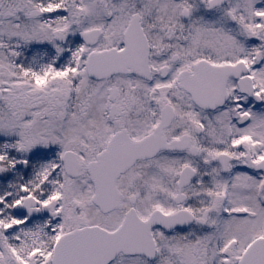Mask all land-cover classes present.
<instances>
[{
    "label": "snow or ice",
    "instance_id": "1",
    "mask_svg": "<svg viewBox=\"0 0 264 264\" xmlns=\"http://www.w3.org/2000/svg\"><path fill=\"white\" fill-rule=\"evenodd\" d=\"M0 264H264V0H0Z\"/></svg>",
    "mask_w": 264,
    "mask_h": 264
}]
</instances>
